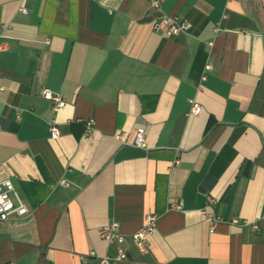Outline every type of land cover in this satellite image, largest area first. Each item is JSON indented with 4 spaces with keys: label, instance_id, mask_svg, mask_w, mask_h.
Segmentation results:
<instances>
[{
    "label": "crops",
    "instance_id": "1",
    "mask_svg": "<svg viewBox=\"0 0 264 264\" xmlns=\"http://www.w3.org/2000/svg\"><path fill=\"white\" fill-rule=\"evenodd\" d=\"M167 16L189 33L165 38ZM0 45V183L29 211L0 227V264L115 256L113 221L123 264H264V0H0Z\"/></svg>",
    "mask_w": 264,
    "mask_h": 264
},
{
    "label": "built area",
    "instance_id": "2",
    "mask_svg": "<svg viewBox=\"0 0 264 264\" xmlns=\"http://www.w3.org/2000/svg\"><path fill=\"white\" fill-rule=\"evenodd\" d=\"M153 8L159 9L162 0H149ZM19 11L22 14H26V10L21 8ZM192 25L188 21L180 20L176 17H164L155 26V29L159 30L165 38H173L180 34L189 33ZM2 46L0 45V49ZM206 71L211 70L210 65L205 68ZM204 80V77L202 78ZM41 97L52 104L53 110L63 109L65 107V102L62 98L48 89H44L41 92ZM201 111V107L195 101L189 102V110L187 115H198ZM83 125V135L84 139L90 137L94 131V121H79ZM48 130L52 139H57L60 136V131L57 128L55 120H50L48 122ZM136 148L144 149L146 147L145 143V129L140 126L136 129L134 145ZM178 164V163H175ZM62 186H67L65 181H61ZM216 199L211 196H207L205 206L200 214L204 217L209 218L214 225L221 222L219 217H216L211 213L212 207L216 204ZM178 210L180 206L176 207ZM28 208L25 203L20 199L18 194L10 180H5L0 183V227L3 226L12 216L17 218L24 217L28 214ZM157 218L155 215L147 214L144 217L143 225L140 230L129 236L133 245L136 249L143 253L145 251V245L150 237H152L153 232L156 227ZM100 237L107 246H114L116 254L115 256H103L98 258L93 264H123L127 259V251L124 246L126 235L121 232L120 225L118 222L113 221L104 227L100 232ZM81 264H91L87 260L81 261Z\"/></svg>",
    "mask_w": 264,
    "mask_h": 264
},
{
    "label": "trees",
    "instance_id": "3",
    "mask_svg": "<svg viewBox=\"0 0 264 264\" xmlns=\"http://www.w3.org/2000/svg\"><path fill=\"white\" fill-rule=\"evenodd\" d=\"M210 125V124H209Z\"/></svg>",
    "mask_w": 264,
    "mask_h": 264
}]
</instances>
